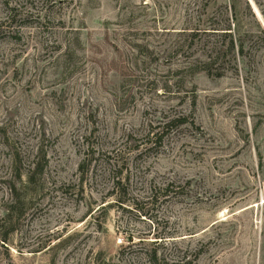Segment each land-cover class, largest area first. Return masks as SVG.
<instances>
[{
  "label": "rangeland",
  "instance_id": "374dc122",
  "mask_svg": "<svg viewBox=\"0 0 264 264\" xmlns=\"http://www.w3.org/2000/svg\"><path fill=\"white\" fill-rule=\"evenodd\" d=\"M0 238V264H264V0H0Z\"/></svg>",
  "mask_w": 264,
  "mask_h": 264
},
{
  "label": "trees",
  "instance_id": "16d2710c",
  "mask_svg": "<svg viewBox=\"0 0 264 264\" xmlns=\"http://www.w3.org/2000/svg\"><path fill=\"white\" fill-rule=\"evenodd\" d=\"M215 33L214 34H218V31H224L225 33V35L227 34V32L228 31H231V29L229 28V26L227 27V28H225V29H212ZM239 52H242V46H241V48H240V51ZM208 74L209 75H213L212 74V72L211 71H209L208 72ZM221 75H217V77H220ZM184 119H180V120H173V121H170V122H168L165 126L168 128V127H172V126H174L175 124V126H180V125H182L183 123H184ZM178 123V124H177ZM153 138H155L154 139V142H155V147H157V146H161V144H162V140H163V138L162 137H160L158 134H155V135H153ZM35 159H37V161H34L33 162V164H32V168H31V170H29V179H30V183H33L35 180V177H37L38 175H41L42 173H43V170H44V167L46 166V163L45 162H43V159H41V157H40V155L39 154H37V156H36V158ZM16 161V160H15ZM14 161V162H15ZM16 163V162H15ZM17 165V164H16ZM42 165V166H41ZM83 166L84 165H81V169L83 168ZM22 176H23V173H22V171L19 169V170H17V177H18V179H19V181L22 179ZM118 186H122V184H121V182H117V184H116V186H115V189H116V187H118ZM167 197V196H166ZM16 201H18V200H16ZM14 202V204H11L10 205V208L7 210L8 211V214H7V217H11V219H12V215H13V209L14 208H16V203L17 202ZM119 203H121V202H119ZM135 210H137V213H139L140 214V216H145L146 214H145V212L142 210V209H140V210H138L137 208H135ZM143 211V212H142ZM163 239V238H162ZM0 241L1 242H3L4 244H7L8 242V240H7V238H0ZM161 242H164V240H162ZM154 244H157L158 242L157 241H155V242H153ZM148 262L150 263V264H165V259L164 258H161V257H159L158 256V253L157 252H155V251H152L151 253H149L148 254Z\"/></svg>",
  "mask_w": 264,
  "mask_h": 264
}]
</instances>
